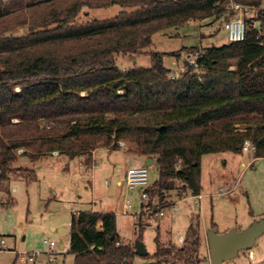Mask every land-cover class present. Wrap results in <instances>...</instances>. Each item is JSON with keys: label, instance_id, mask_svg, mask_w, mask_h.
I'll return each mask as SVG.
<instances>
[{"label": "trees", "instance_id": "trees-1", "mask_svg": "<svg viewBox=\"0 0 264 264\" xmlns=\"http://www.w3.org/2000/svg\"><path fill=\"white\" fill-rule=\"evenodd\" d=\"M232 2L250 8L264 4L0 0V193L7 195L5 204L12 202L5 182L14 176L37 180L34 168L16 165L21 157L35 163L58 152L85 157L91 165L96 149H120L123 141L159 166V179L146 190L151 205L168 204L173 191L200 194L203 155L242 153L240 146L250 139L256 157H264V11L245 18L243 41L203 46L201 67H188L176 79L165 58L179 60L181 51L189 56L196 48L147 50L155 34L193 21L212 18L223 27ZM115 5L121 7L116 16L91 18L90 9ZM140 54L150 56V66L117 65L119 55ZM198 220L192 217L180 246L158 235L155 253L144 256L150 261L142 264H201ZM121 242L115 212L81 211L72 217L74 264H135L140 257L135 244Z\"/></svg>", "mask_w": 264, "mask_h": 264}, {"label": "rangeland", "instance_id": "rangeland-1", "mask_svg": "<svg viewBox=\"0 0 264 264\" xmlns=\"http://www.w3.org/2000/svg\"><path fill=\"white\" fill-rule=\"evenodd\" d=\"M120 10L121 7L115 5L89 11L91 18L104 19L116 16ZM212 20L193 21L166 35L157 33L147 50L180 52L183 47L192 46L196 48L195 52L203 46L226 43L227 34L221 22ZM261 35H264L262 29ZM181 52V59L167 57L165 65L179 72V67L185 65L183 58L187 56V51ZM117 65L121 69L148 67L151 60L148 54L119 55ZM120 146L115 150L98 148L91 165L85 164V157L71 159L65 154L56 156L52 153L54 156L35 163L21 157L16 165L34 168L37 180L27 183L24 178L14 176L8 184H3L10 188L14 198L11 194L8 198L14 202L5 204L7 195L0 193V240L6 241L0 250V264H74V255L70 253V224L72 217L81 211L115 212L117 231L123 242L135 244L141 240L151 256L156 251L158 235L163 241H171L176 246L185 244L190 221L197 216L199 220L194 224L198 225L201 237V264H213L207 240L210 229L220 233L234 227L242 230L250 224L252 215L264 217V157L256 158L252 165L243 167L241 162L250 159L243 152L204 155L201 198L196 200L191 196L181 201L178 209L167 207L164 216L155 217L148 211L139 213L142 207L141 190H129L125 184L128 169L145 166L147 159L128 150V143ZM147 169L151 185L159 179V166L154 162ZM223 191L225 194L221 193ZM178 194V191H173L167 203L179 199ZM186 194L190 196L191 192ZM127 199L131 203L128 209L125 207ZM62 227L67 231L62 232ZM180 237L185 240L181 242ZM45 240L57 244L54 254L50 253ZM33 252L38 253L34 262H22V256ZM148 261L150 258L140 256L134 263ZM263 262L264 235L252 248L241 250L236 257L223 264Z\"/></svg>", "mask_w": 264, "mask_h": 264}, {"label": "built area", "instance_id": "built-area-1", "mask_svg": "<svg viewBox=\"0 0 264 264\" xmlns=\"http://www.w3.org/2000/svg\"><path fill=\"white\" fill-rule=\"evenodd\" d=\"M232 15L225 20L223 23L224 30L227 34V40L230 42L235 41H243L246 36V24H245V18L249 16H259V13L261 11H264V4L261 7L256 8H250L247 6H244L237 2H232L229 6ZM204 54V50L202 48H199L196 50L192 55L188 56V66L184 65L179 67V72H173L171 75V79H176L180 73H184L189 68H199L201 67V63L199 62V59L202 58ZM120 145H124L123 141L119 142ZM256 145L250 140L246 139L244 143L242 144V152L247 155L251 162L254 161L256 157ZM19 152H22V149L18 150ZM58 154V152H53V154ZM125 184L129 190L134 189H140L141 190V209L140 212L148 211L150 214H152L155 217H162L165 215V209L167 207L178 209V205L181 201H185L189 199L191 196L193 198H196V200H199L202 196V194H192L188 196L186 193L181 195L179 199L173 202H169L168 204H159L156 203L155 205H149V194L146 191L147 188L150 186L149 182V172L147 169V166H141V167H132L129 168L126 174L125 178ZM222 194H225V191L221 192ZM130 200L127 199L125 202L126 209L130 208ZM184 237H180V241H184ZM46 244H48L50 248V253L54 254L57 249V244L54 241H44ZM123 243V242H121ZM6 245V241L4 239L0 240V250L3 249V247ZM37 252H33L29 255H24L21 257L22 262L28 263V262H34L37 257ZM253 255V254H252ZM54 260V258H52Z\"/></svg>", "mask_w": 264, "mask_h": 264}, {"label": "water", "instance_id": "water-1", "mask_svg": "<svg viewBox=\"0 0 264 264\" xmlns=\"http://www.w3.org/2000/svg\"><path fill=\"white\" fill-rule=\"evenodd\" d=\"M153 163L154 159L149 158L145 162V166H150ZM262 235H264V217L253 219L242 230L234 227L220 233L215 229H210L207 233V240L212 263L223 264L225 261L236 257L241 250L252 248ZM135 251L139 256L149 254L141 240L135 242Z\"/></svg>", "mask_w": 264, "mask_h": 264}, {"label": "crops", "instance_id": "crops-1", "mask_svg": "<svg viewBox=\"0 0 264 264\" xmlns=\"http://www.w3.org/2000/svg\"><path fill=\"white\" fill-rule=\"evenodd\" d=\"M188 56V55H187ZM175 63H176V61H175ZM177 64H179V63H177ZM97 150V149H96ZM95 150V151H96ZM95 151H94V153H95ZM243 154V153H242ZM61 154H57L56 156H60ZM207 155V154H206ZM50 156H54V155H49V156H47L46 158H48V157H50ZM204 156V155H203ZM203 158V157H202ZM258 158H261V157H258ZM44 159V158H43ZM83 163H84V160H83ZM248 165H252V162H251V160L249 159V161L248 162H245V161H242L241 162V166H243V167H247ZM201 170H202V177H203V169H202V159H201ZM213 177H211V179H212ZM120 183V182H119ZM121 184V183H120ZM201 184H202V180H201ZM15 189V188H14ZM204 190V186H203V184H202V191ZM202 191H201V194H202ZM11 195H12V192H11ZM12 197H13V195H12ZM14 198V197H13ZM11 203H13V202H11ZM9 204V203H8ZM96 211V210H95ZM97 212H99V211H97ZM101 212H111V211H109V210H105V211H101ZM142 217V216H141ZM251 221L253 220V219H255L256 217L254 216V215H252L251 216ZM138 222V221H137ZM61 231L62 232H65V231H67V228H64V227H62L61 228ZM122 239V238H121ZM123 241V240H122ZM61 248H64V245H61Z\"/></svg>", "mask_w": 264, "mask_h": 264}]
</instances>
